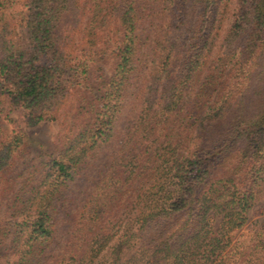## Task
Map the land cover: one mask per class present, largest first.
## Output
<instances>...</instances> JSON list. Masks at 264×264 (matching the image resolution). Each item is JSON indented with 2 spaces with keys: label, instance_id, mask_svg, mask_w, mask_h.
<instances>
[{
  "label": "trees",
  "instance_id": "16d2710c",
  "mask_svg": "<svg viewBox=\"0 0 264 264\" xmlns=\"http://www.w3.org/2000/svg\"><path fill=\"white\" fill-rule=\"evenodd\" d=\"M230 3L23 0L19 31L0 11L6 264H46L78 198L53 264H264V225L236 235L264 206V0H235L226 26ZM10 111L27 127L66 120L53 151L27 159ZM115 137L91 189L68 198Z\"/></svg>",
  "mask_w": 264,
  "mask_h": 264
},
{
  "label": "rangeland",
  "instance_id": "374dc122",
  "mask_svg": "<svg viewBox=\"0 0 264 264\" xmlns=\"http://www.w3.org/2000/svg\"><path fill=\"white\" fill-rule=\"evenodd\" d=\"M234 2L235 0H231L230 7L228 10V18L226 20V26L231 21L234 12ZM23 10V0H0V11L4 12L7 16V21L14 27L17 31H19L20 27V18L21 11ZM113 63L111 57H108L106 60V65L103 64V68L106 72L109 71V67ZM133 94H128L125 101V109L122 112V115L118 119L116 123V134L120 136V133L124 131L128 124L129 117L132 113V108L134 106L133 103ZM4 108L7 111L6 106ZM9 116L23 127L27 133V151L25 157L27 159H40L41 157H45L50 154L54 148V138L58 131L64 127V123L67 122L64 119L59 121H42L34 126L27 127L23 124L22 119L20 118L19 111H10L8 112ZM0 124L5 128L6 131H10L12 125L7 124L4 120V115L0 114ZM117 137L114 138L113 141L100 146L93 157L88 159L84 169L80 172V175L76 178L74 182H72L68 188L67 196L68 198H76L81 197V195L90 190L96 181V177L98 173L105 167L106 163L110 160L111 156L114 153V149L116 147ZM79 201L75 199V201L70 202L65 208H61L58 211L56 225H55V233L54 239L52 243L49 245L48 250V262L46 264H53L56 256L62 252L68 231H69V221L71 219L70 213L75 209ZM69 209H68V208ZM67 208V209H66ZM8 219V213L6 212L5 205L0 203V223L5 222ZM264 225V206H262L261 202H258L254 205V207L248 213V221L244 228L240 229L237 232V236L240 239L244 238L248 231L251 233H256L262 226ZM6 257L0 258V264H6Z\"/></svg>",
  "mask_w": 264,
  "mask_h": 264
}]
</instances>
